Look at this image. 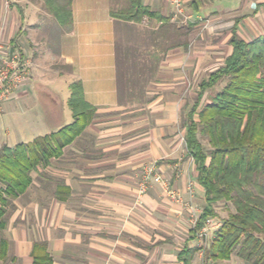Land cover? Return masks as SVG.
Masks as SVG:
<instances>
[{
	"label": "crops",
	"instance_id": "0c3cea01",
	"mask_svg": "<svg viewBox=\"0 0 264 264\" xmlns=\"http://www.w3.org/2000/svg\"><path fill=\"white\" fill-rule=\"evenodd\" d=\"M128 1L67 0L70 17L64 24L56 18L61 29L50 53L61 70L36 58L23 60L29 46L15 31L30 24L34 16L27 13L37 6L0 0V44L17 51L27 74L1 104L0 124L18 140L12 144L8 134L4 144L72 122L67 99L74 81L95 109L82 132L33 168L31 182L13 197L14 210L3 216L0 231L6 242L0 264H32L37 242L51 264H160L170 254L177 264L178 251L200 240L202 227L192 235L194 224L185 214L189 203L204 205L185 144V114L199 81L230 54L233 35L246 41L264 35V0H182L188 18L170 0H141L155 17L111 15ZM145 166L179 198L156 182L139 194ZM153 248L161 251L158 261Z\"/></svg>",
	"mask_w": 264,
	"mask_h": 264
},
{
	"label": "trees",
	"instance_id": "16d2710c",
	"mask_svg": "<svg viewBox=\"0 0 264 264\" xmlns=\"http://www.w3.org/2000/svg\"><path fill=\"white\" fill-rule=\"evenodd\" d=\"M53 12L60 23L68 22L70 11L63 6ZM121 19L140 20L155 13L141 0L111 10ZM231 52L223 64L198 83L195 100L185 114V144L203 187L204 205L192 230L198 231L209 217H216L214 203L230 201L234 211L223 217L206 246L184 245L177 264H192L201 249L202 264H227L234 248L243 260L264 264V35L243 40L230 38ZM224 84L203 101L206 90ZM67 104L73 121L30 141L0 147V230L9 197H16L31 182L30 171L61 153L64 145L80 134L91 120L94 107L83 96L79 80L69 84ZM199 136L207 139L205 148ZM6 242L0 237V258ZM32 264H51L43 243H34Z\"/></svg>",
	"mask_w": 264,
	"mask_h": 264
},
{
	"label": "rangeland",
	"instance_id": "374dc122",
	"mask_svg": "<svg viewBox=\"0 0 264 264\" xmlns=\"http://www.w3.org/2000/svg\"><path fill=\"white\" fill-rule=\"evenodd\" d=\"M18 2L21 4H27V3L35 4L37 6L36 11H29L27 13L28 17L34 16V18H30L29 21L27 20L28 23L31 21L30 24L23 23V25H22L23 29L20 28L19 30L15 31V35L24 37L27 40L26 43H28V46H29V51L23 52L24 57H25V58H23V60L31 59V62H32V61H36L35 60V58H36V59L44 61V64H41L43 66H48L49 68L51 67V69L63 70V66L59 62L54 61L55 59L53 60V58L50 57L51 56L50 53L52 51H54L53 48H55V46L58 45L59 34H60V29H61V25L58 23L59 20L57 21L55 15H54L53 8L59 7V6H63L64 8H67L68 7L67 0H18ZM23 31L28 32L29 37H26L22 33ZM19 63L21 65V67L26 70V63L24 62L23 65H22L21 61ZM48 71H50V69H48ZM26 78H27V74L25 73V78L22 80V82L23 81L25 82ZM223 84H224V80H220L215 84V86L213 88L206 90L204 92V95H203V97H204L203 101L209 100L212 97V95ZM62 90H63V88H62ZM7 100L6 99H0V109L2 106L1 104ZM11 123L13 124V128H14L15 127V124H14L15 120L13 118L11 120ZM8 132L3 127V125L0 124V147L2 145H4V143H6V141H7L6 136H8V134H10V136H11L10 141L12 142V144H14L16 141H18V140H16V137H15L16 133H14L13 129L11 130V133H8ZM23 136L29 137L28 134H24ZM199 137L201 139L202 144L205 146V148H209L210 145H209L207 139L203 136H199ZM24 139H30V138H24ZM13 199H14L13 197L12 198L9 197V202H8L7 206L5 207L4 214H3V216L5 218H7V216L9 214H11L14 210L13 209L14 206L12 203ZM11 203H12V205H11ZM201 206L202 205H200V203H197L195 201V209L194 210H195V214L197 216L201 212V208H202ZM213 206H214V209L216 210V212L218 213V216H216L214 218H216L220 223H221V220L223 217H226L229 212L234 211V206L232 205V203L230 201H226V200H220V201L214 203ZM185 214H186L187 222H189L191 224L192 219L194 217V215H192L191 210H186ZM189 219L191 221H189ZM186 234H187L186 231H184V235H183V233H180V235H179L180 239H178V242L179 241L181 242L182 239H184L187 236ZM199 237H200L199 238L200 240L195 245L206 246L209 238H205V237H201V236H199ZM176 248H177V246L173 247V250H172L173 253L176 251ZM237 249H238V247L234 248L231 252L230 259L224 260V261H222V263L252 264L251 262H248L246 260H242V258L239 257V255L237 253ZM154 250L155 249L153 248L152 259L156 258L158 261L162 258L161 251H160V249H158L157 252L154 253ZM173 258H174L173 254L172 255L170 254V257H168V260L165 263L160 262V264H174ZM193 264H202V254L200 251H198L195 254V257L193 259Z\"/></svg>",
	"mask_w": 264,
	"mask_h": 264
},
{
	"label": "built area",
	"instance_id": "2783aa9c",
	"mask_svg": "<svg viewBox=\"0 0 264 264\" xmlns=\"http://www.w3.org/2000/svg\"><path fill=\"white\" fill-rule=\"evenodd\" d=\"M175 12L182 15L184 18H188L183 10L182 0H170ZM25 69L21 67L19 63V54L17 51H8L3 45L0 44V99H6L19 83L25 78ZM152 166H145L143 173L138 182L137 192L143 194L152 182L160 183L162 188L173 198L178 199L179 194L169 187L168 182L160 175L152 172ZM189 184V188H190ZM192 215H194L192 222L195 223L197 215L194 212V206L187 204ZM220 222L214 218L209 217L205 220L202 229L200 230V236L207 238L208 230L215 229L219 226Z\"/></svg>",
	"mask_w": 264,
	"mask_h": 264
}]
</instances>
